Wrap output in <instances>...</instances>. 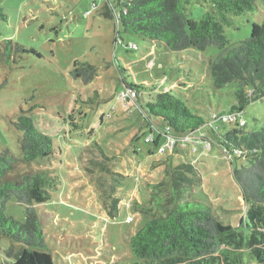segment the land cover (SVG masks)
<instances>
[{"label":"rangeland","instance_id":"rangeland-1","mask_svg":"<svg viewBox=\"0 0 264 264\" xmlns=\"http://www.w3.org/2000/svg\"><path fill=\"white\" fill-rule=\"evenodd\" d=\"M106 2L0 0L7 16L0 23V43L8 40L35 52L21 55L12 71L0 66V152L7 148L19 154V133L12 123L21 110L27 111L39 132L52 139L53 159L32 168L48 170L60 181L51 200L36 207L53 264H133L129 237L143 226L136 208L147 205L159 189L155 186L163 184L160 190L167 192L172 168L179 164L198 171L202 185L193 198H204L218 221L238 227L244 215V202L232 180L231 160L222 150L200 138H186L161 152L159 146L166 138L159 139L153 125L160 123L148 124L139 109L127 110L129 105L118 99L122 86L117 68L121 67L130 82L146 88L139 93L143 102L160 91H181L188 106L197 107L207 118L216 110L225 111L233 102L232 90L213 92L208 79L209 63L219 50L210 47L204 52L190 49L172 54L162 46L125 35L120 24L103 16ZM256 4L255 11L232 17L233 27L225 29L231 44L246 40L252 25L263 23L264 6L259 1ZM209 9L207 0H192L188 17L199 20ZM131 44L137 50L127 49ZM75 61L94 66V80L85 83L75 78ZM159 62L167 76L179 81L168 78L158 83ZM153 87L157 89L152 91ZM240 118L247 130L262 128L264 96L250 102ZM148 125L159 141L156 146L144 143ZM226 126L215 127L223 134ZM134 136H139L135 143ZM104 166L109 172L103 171ZM109 195L118 200L119 213L114 219L105 211ZM5 215L20 222L23 207L12 199ZM11 246L14 252L23 248L0 238V264H14V258L6 255Z\"/></svg>","mask_w":264,"mask_h":264},{"label":"trees","instance_id":"trees-1","mask_svg":"<svg viewBox=\"0 0 264 264\" xmlns=\"http://www.w3.org/2000/svg\"><path fill=\"white\" fill-rule=\"evenodd\" d=\"M106 1L103 16L120 24L125 35L162 46L172 54L190 49L204 52L210 47L219 50L209 63L208 79L213 92L229 87L233 102L226 112H211L210 118L197 107L188 106L186 94L181 91H160L152 100L143 102L139 93L146 88L130 82L121 67L117 68L118 82L122 86L120 91L132 90L138 95L126 101L127 110L137 108L148 124L160 123V126L153 124L159 139L171 137L178 145L186 138H200L208 146L222 150L231 160L232 180L245 206L238 227L222 224L204 198L198 195L193 198L195 189L202 185L195 167L177 165L172 168L167 192L160 190L163 184L155 186L159 189L147 205L136 208L143 226L129 237L133 264H264V126L247 130L240 118L250 102L264 96V21L261 25L253 24L244 41L231 44L225 36V29L233 27L232 17L255 11L256 2L264 6V0H207L210 9L199 20L188 17L192 0ZM6 20L0 9V23ZM127 49L131 48L127 46ZM34 53L5 40L0 43V66L12 71L21 55ZM74 66L72 74L85 83L97 76L94 66L78 61ZM159 70L162 73L157 80L166 77L179 81L167 76L164 67L156 71ZM183 87L187 84H181ZM156 89L153 87L152 91ZM191 92L194 99V90ZM195 99L197 102L198 98ZM216 124H227V131L219 133ZM12 125L19 133V154L15 156L7 148L0 152V238L23 247L14 252L11 246L6 251L9 258H14V264H53L46 251L44 227L36 207L51 200V192L58 189L60 181L48 170L35 171L32 165L50 162L55 148L52 139L35 128L27 111L21 110ZM145 131L146 138H152L150 144L158 145L153 127L148 125ZM139 136H134L132 142ZM103 171L109 172L105 166ZM108 197L110 203L105 211L114 219L119 213L118 200L112 195ZM12 199L23 207L24 217L20 222L5 215L6 204Z\"/></svg>","mask_w":264,"mask_h":264},{"label":"built area","instance_id":"built-area-1","mask_svg":"<svg viewBox=\"0 0 264 264\" xmlns=\"http://www.w3.org/2000/svg\"><path fill=\"white\" fill-rule=\"evenodd\" d=\"M128 48H133V50H136V47H135V44L134 45H128ZM135 48V49H134ZM137 96V93L132 91V90H122L119 92L118 94V99L123 101V102H126L127 100H133L135 99ZM165 142L159 146V151L161 152H164L166 149L169 150V149H172L175 145H176V141L171 138V137H166L165 136ZM146 143H151L152 141V138H146Z\"/></svg>","mask_w":264,"mask_h":264},{"label":"crops","instance_id":"crops-1","mask_svg":"<svg viewBox=\"0 0 264 264\" xmlns=\"http://www.w3.org/2000/svg\"><path fill=\"white\" fill-rule=\"evenodd\" d=\"M158 67H159L158 69H163V66H162L161 64H158ZM154 69H155V68H153V70H154ZM156 70H157V69H156ZM166 80H167L166 77H163L162 79L158 80V83H159V81H160V82H163V81L165 82Z\"/></svg>","mask_w":264,"mask_h":264}]
</instances>
